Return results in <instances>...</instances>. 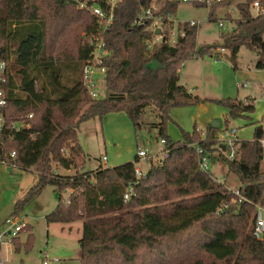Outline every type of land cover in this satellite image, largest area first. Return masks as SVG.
<instances>
[{
  "label": "trees",
  "instance_id": "16d2710c",
  "mask_svg": "<svg viewBox=\"0 0 264 264\" xmlns=\"http://www.w3.org/2000/svg\"><path fill=\"white\" fill-rule=\"evenodd\" d=\"M231 1L210 6L208 20L214 22L217 7ZM255 1L264 8V0L236 5L234 27L222 35L220 45L197 49L196 25L184 23V37L174 45L164 42L147 52L144 41L152 36L151 20L139 24V18L152 9V0H115L112 6L108 0H86L112 17L102 34L109 52L102 61L106 95L93 100L82 86L81 71L92 54L83 35L96 33L95 18L79 10L74 0H0V61L7 65L0 164L37 175L36 184L14 204L11 217H18L26 202L50 186L57 203L45 222L81 223L79 264H262L263 245L253 238L251 226L264 195V118L251 140L233 143L234 160L215 140L216 128H207L203 137L196 129L182 131L177 142L166 130L173 108L200 102L178 84L185 61L226 49L235 70L237 53L245 46L256 53L255 67L264 68V13L253 14ZM178 2L166 0L153 14L173 15ZM215 102L227 111L224 130L230 119L248 118L254 110L248 98ZM147 109L159 118L156 139L163 141L167 157L148 160L140 177L135 174L137 156L110 168L98 163L94 170L72 176L54 171L83 169L77 140L83 121L123 113L136 132ZM11 123L17 126L14 130ZM196 147L210 165L226 166L222 184L200 170ZM225 187L238 188L243 200L227 194ZM16 239L12 241L18 252ZM30 241L29 233L26 244Z\"/></svg>",
  "mask_w": 264,
  "mask_h": 264
},
{
  "label": "rangeland",
  "instance_id": "374dc122",
  "mask_svg": "<svg viewBox=\"0 0 264 264\" xmlns=\"http://www.w3.org/2000/svg\"><path fill=\"white\" fill-rule=\"evenodd\" d=\"M164 1L152 0L151 8L156 11L159 10ZM243 1L232 0L228 6L217 7L214 12L216 20L210 22L207 18L209 7H197L193 3H185L179 0L175 13L170 17V20L175 22V29H177V23L194 21L196 24L195 44L197 49L220 45L222 35L230 32L234 27L233 20L237 18L236 5ZM226 15H229L230 19L225 18ZM218 21L222 22V27L218 26ZM175 29L173 28V33H176ZM256 60V53L248 50L245 46H241L237 53L235 70L232 69L229 52L226 49L213 50L211 56L205 55L201 58L185 61L178 72V84L183 86L192 97L199 96L200 102L171 110V121L166 125L167 135L171 140L174 142L180 141L182 131L190 133L193 129H196L201 131L203 137L202 132L205 134L208 127L224 128L227 111L215 101L226 99L243 101L247 98L252 100L253 112L248 118L228 119L227 130L223 132V135H226L229 141L251 140L253 127L264 118V68L257 69L255 67ZM98 89H103V86H99ZM122 116L127 120L124 114ZM158 123L157 114L152 112L151 109H147L141 116L140 125L136 132L133 131L132 125L128 122L130 126L128 135L114 132L116 134L114 136L115 145L109 146L108 143L104 142V131L101 130L97 118L83 121L78 128L77 136L78 143L82 147V156L85 163L83 169L80 168L79 171L94 170L98 163L104 168H110L113 167L110 165H116L121 161H133L137 149H143L144 147L148 152V157L139 159L134 164L135 168L144 173L148 166V160L151 159L153 162H157L162 159V145L156 139L158 131L156 125ZM231 130H235L234 137L229 135ZM224 146L223 154L225 156L236 152V147L225 144ZM105 153H108L107 156L110 158L108 164L101 161V156ZM53 169L62 176H71L75 173L70 169ZM226 169L223 163L215 162L210 165L209 172L215 181L222 182L226 175ZM9 170L8 176L14 184H19L25 176L34 180L32 177L34 174L32 173H24L23 175L21 172H15L13 174ZM227 182L228 185H236L235 181L232 182L231 180L230 183L228 180ZM3 184L5 182L0 184V199ZM26 191L20 200L24 199ZM18 193L19 188L16 187L13 194ZM66 194L68 192L63 194L64 198L68 196ZM4 197L0 200V219L6 217L5 214L10 209L5 203ZM56 203L57 194L54 193L52 187L47 186L24 204L23 208L17 213L18 217H16L17 219L21 218L23 221L21 223L24 224V228L17 234L16 239L19 242V251H14L15 244L13 241L11 243L2 242L0 244V261L3 264H79L78 240L81 236V223L76 222L68 225L60 223L47 224L45 222V215L54 209ZM26 223L28 228H31V241L29 244H26L27 235L29 234L27 232L28 228L25 229ZM3 241L6 240L3 239Z\"/></svg>",
  "mask_w": 264,
  "mask_h": 264
},
{
  "label": "built area",
  "instance_id": "2783aa9c",
  "mask_svg": "<svg viewBox=\"0 0 264 264\" xmlns=\"http://www.w3.org/2000/svg\"><path fill=\"white\" fill-rule=\"evenodd\" d=\"M76 2L77 8L79 10H85L91 16H93L97 22V29L95 34L83 35V39L87 42V45L92 48L91 60L89 63H86L81 71V83L89 97L93 100L103 99L106 95L105 87H104V76H105V68L102 66V61L105 57L108 56V51L104 47L102 34L112 23V17L110 14H106L101 8L91 5L89 6L86 0H74ZM181 2L185 3H202L206 7H210L213 4H218L222 2V0H181ZM115 3V0H108V4L112 6ZM253 10V14H261L264 13V8L260 6L258 1L253 2L251 6ZM143 20H151V25L149 30L152 32V36L144 41L145 50L147 52H151L154 46H157L161 43H167L168 45H174L177 41L178 37H184V32L179 31L173 33L170 28V24L172 20H170L169 16L164 15H154L151 9H147L142 16L139 18V24ZM222 22L218 21L217 24L219 27H222ZM190 26L195 25L194 22L188 23ZM159 30L158 34H155V30ZM166 32L167 36L163 35V32ZM7 65L5 62L0 61V110L5 106V95H4V86L6 83V74ZM99 86H103V89H98ZM245 86V85H244ZM30 117V116H29ZM14 123L10 124L11 129H15ZM2 128V118L0 114V132ZM229 135L231 137L235 136V130H231ZM218 142L221 144H225L228 146L233 145L236 140L229 141L226 138V135H222L216 138ZM160 144H163V141H160ZM225 148V146H224ZM196 154L199 158V168L204 173H209L210 161L207 155L203 153V150L200 147L195 148ZM162 159L167 157V150H162ZM14 154H11L13 156ZM136 156L139 159H145L148 157V152L145 148L137 149ZM228 159L234 160L235 154H229ZM161 159V160H162ZM102 162H106V157H103ZM160 161V160H159ZM158 162V161H157ZM3 165V164H1ZM5 166V165H4ZM135 174L137 177H140L143 173L139 169H135ZM218 184H222L221 181H216ZM227 194L236 197L240 202L243 200V197L240 195L238 188L233 187H225ZM128 195L124 196L126 200ZM217 212H222V209H218ZM24 228V224H22L19 219L16 217L7 218L3 225L2 230L0 231V244L2 242L11 243L12 240L17 236V234ZM251 233L255 240L259 241L263 245V260L262 264H264V195L262 205L255 207L253 224L251 226ZM6 240V241H3ZM0 264H3L0 261ZM45 264V263H44Z\"/></svg>",
  "mask_w": 264,
  "mask_h": 264
},
{
  "label": "crops",
  "instance_id": "0c3cea01",
  "mask_svg": "<svg viewBox=\"0 0 264 264\" xmlns=\"http://www.w3.org/2000/svg\"><path fill=\"white\" fill-rule=\"evenodd\" d=\"M166 2V0L164 1V3ZM163 6V5H162ZM153 12L154 11H156V10H153V9H151ZM174 15V14H173ZM172 15H170L169 17H171ZM191 22H194V21H191ZM173 23V24H172ZM172 23L170 24V28L173 30V28L175 29V27H174V21H172ZM186 23H189V22H186ZM182 24H184V23H181V24H179V23H177V29H175V32L177 31V32H179V30L180 31H182L181 29H180V27L182 26ZM196 25V24H195ZM244 87H246V85L244 86ZM195 97H197V96H195ZM198 99H199V96L197 97ZM245 100V99H244ZM123 115V113L122 114H108V115H106L105 117H103L101 120H99V122H100V128H101V130H103L104 131V142L107 144L108 143V145L109 146H112V145H115L114 144V141H115V135L116 134H114V132H117V134H119V133H121V134H124L125 133V135H128V133L130 132V126H129V124H131L130 122H129V120H128V122H129V124H128V122H127V120H125V118L122 116ZM125 115V114H124ZM171 116V115H170ZM126 117V116H125ZM127 118V117H126ZM260 123H262V121L261 122H258V124H260ZM255 127V126H254ZM254 127H253V129H254ZM208 128H210V127H208ZM213 128H216V127H213ZM217 130H216V134H215V139L216 138H218V137H220V136H222L223 135V132H226V130H223L224 128H222V129H218V128H216ZM107 132V136H106V132ZM134 131V130H133ZM197 131H199V130H197ZM200 132V134H201V131H199ZM202 134L204 135V132H202ZM253 134V133H252ZM77 140H78V136H77ZM107 141V142H106ZM238 141H242V140H238ZM244 141V140H243ZM82 148V147H81ZM142 148V147H141ZM144 148V147H143ZM162 151V150H161ZM108 154V153H107ZM107 154L105 153V155H103V156H101V159L103 158V157H106V162L104 163V162H102V163H104V164H108L109 163V157L107 156ZM102 161V160H101ZM123 162H133V161H130V160H128V161H121V162H118L116 165L115 164H112V165H110V166H117V165H119V164H123ZM85 163V162H84ZM1 165V164H0ZM2 167H4V168H2ZM81 168V166L80 167H77V168H75V169H70V170H73V171H75V173L76 172H78L79 171V169ZM10 169V170H9ZM8 170L10 171V173H15V172H21V174H23L24 175V173L26 174V173H32V172H30V171H23V170H21V169H18V168H14V167H8V166H4V165H1V168H0V184L1 183H3V182H5V184H3L2 185V192H1V199L0 200H2L3 199V197H4V199H5V203L9 206V213L8 212H6V217H2V219H0V227H1V224L3 223V221L8 217V218H10L11 217V214H12V212H13V208H14V204L17 202V201H21L20 199H21V197L23 196V194L25 193V191L29 188H32L35 184H36V182H37V175L35 174V173H32V174H34L32 177L34 178V180L32 179V178H30V177H28V176H25L24 178H23V180L19 183V184H14L13 183V180H10V178H9V172H8ZM14 170V171H13ZM56 172V171H55ZM57 173V172H56ZM74 173V174H75ZM58 174V173H57ZM72 176V175H71ZM12 185H14L13 186V189H12ZM16 187H18L19 188V193L18 194H16V195H14L13 194V190L16 188ZM29 189L26 191V193L29 191ZM10 190V191H9ZM8 192V193H7ZM68 194H69V192H68ZM68 194H66V195H68ZM0 205H1V203H0ZM49 214V213H48ZM47 214V215H48ZM47 215H45V217L47 216ZM45 217H44V219H45ZM19 219V221L21 222L22 221V219L21 218H18ZM21 219V220H20ZM23 222V221H22ZM68 225H70V224H68ZM26 228H28V224L26 223V227H25V229ZM30 231H31V228L29 227L28 228V230H27V232L28 233H30ZM15 238H17V236L15 237Z\"/></svg>",
  "mask_w": 264,
  "mask_h": 264
},
{
  "label": "water",
  "instance_id": "95a60500",
  "mask_svg": "<svg viewBox=\"0 0 264 264\" xmlns=\"http://www.w3.org/2000/svg\"><path fill=\"white\" fill-rule=\"evenodd\" d=\"M155 34H158L159 33V30L157 29V30H155V32H154ZM225 150V148L224 147H222V151H224Z\"/></svg>",
  "mask_w": 264,
  "mask_h": 264
}]
</instances>
